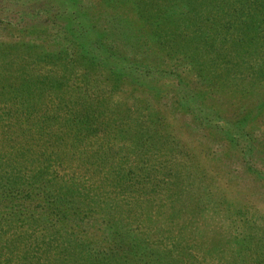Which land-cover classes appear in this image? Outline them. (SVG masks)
Listing matches in <instances>:
<instances>
[{"label": "trees", "instance_id": "trees-1", "mask_svg": "<svg viewBox=\"0 0 264 264\" xmlns=\"http://www.w3.org/2000/svg\"><path fill=\"white\" fill-rule=\"evenodd\" d=\"M34 1L0 44V264H264V208L192 197L175 148L191 112L261 173L236 140L251 112L227 118L193 78L259 85L264 0Z\"/></svg>", "mask_w": 264, "mask_h": 264}, {"label": "rangeland", "instance_id": "rangeland-1", "mask_svg": "<svg viewBox=\"0 0 264 264\" xmlns=\"http://www.w3.org/2000/svg\"><path fill=\"white\" fill-rule=\"evenodd\" d=\"M30 3L38 2L34 0H0V18L7 19L6 24H0V44H2L1 42L11 43L15 38L19 37V30L21 29H19V27L21 25L17 23L16 14L17 11L19 12V10L23 8V6H29L28 4ZM151 11H153V9ZM149 37L152 39V34H149ZM252 50L253 54L259 55L260 59L264 61V54L255 50V43L252 44ZM241 52L238 51L239 54H241ZM145 54L151 55L150 52ZM237 57H235V59H237ZM157 65L162 64L158 63ZM200 67L204 70V65H200ZM235 68H237L238 71H241V67L238 66ZM217 70L218 69H216V71ZM220 74H222V71H220ZM259 75L261 79L258 78L259 85L255 89L253 88L254 84H240L239 86H236L235 83L228 82L230 79L234 80V78H236L234 75L230 78L229 74L226 75L229 79L225 76L221 78V84H224L223 80L225 79L226 85L223 87L216 86L218 89H210V87L204 88V83L193 78L194 83L203 84L201 85L203 87L202 90H206L205 96L212 105H214L215 102L217 108L223 106L227 118H236L238 115L242 117L249 116L252 123V125H250L251 129H248L250 135L237 136L236 140L239 143L238 145H240V149H247L250 151L252 157L251 161L254 164L253 169L257 167L261 170V173H251L249 175L247 170H245V162L243 161V155L240 151L231 150L229 144L226 143L217 132L207 130L199 131L197 128L195 129L194 126H196L197 122L193 113H180L175 121L176 126L180 127L183 124L193 125L192 129H188L187 131H182L183 129L178 130L180 132H178L176 139L179 142V145L175 147L178 151L177 161H181V167L185 161L194 160L188 165L197 173V175L194 174L193 177L196 186L195 188H197V190L194 189L195 193L192 197L195 198L196 196L200 199L199 195H204L208 198L209 191L212 190V188L218 193L219 187L223 185L228 188L227 193L230 194V196L231 194L233 197L237 196V199L249 196L256 200L261 208H264V105H260L262 103L261 99H263L262 97L264 96V78L262 77L264 75ZM239 76H241V72H239ZM167 85V81L161 80L159 75L156 76L154 88L165 89ZM214 96L217 97V101L212 100V97ZM199 101L201 102L200 99ZM256 103L259 106L258 111H255ZM164 105L166 107L169 106L167 103H164ZM159 106L160 108L162 107L161 105ZM245 111L251 113H248L249 115L246 114L248 116H244L246 113ZM181 143L185 144L188 150L182 148ZM250 145H252L251 148L248 147ZM208 150L213 154V158L212 156L206 157V152H208ZM194 156H197V161ZM214 166L215 169L212 171ZM184 198L191 197L187 195V197ZM177 201L174 205L176 211H179L182 204ZM263 219L264 218L261 217V220ZM221 220L224 222V219L221 218ZM228 223V221H225L226 225H229ZM222 232L223 234L227 233V226L225 229H222Z\"/></svg>", "mask_w": 264, "mask_h": 264}]
</instances>
